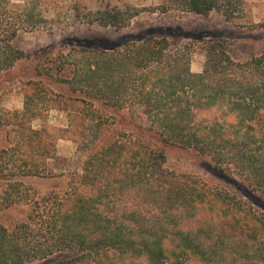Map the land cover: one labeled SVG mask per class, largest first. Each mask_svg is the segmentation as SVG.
I'll return each instance as SVG.
<instances>
[{
  "label": "trees",
  "instance_id": "obj_1",
  "mask_svg": "<svg viewBox=\"0 0 264 264\" xmlns=\"http://www.w3.org/2000/svg\"><path fill=\"white\" fill-rule=\"evenodd\" d=\"M40 2L0 1V75L24 58L13 40L44 23ZM244 8L245 0L163 5L164 12L222 10L228 21ZM200 49L199 73L189 49L158 36L37 62L23 84L24 108L0 121L17 136L0 151V180L38 176L60 140L74 142L85 161L43 215L36 207L12 231L0 222V264H264L263 217L165 168L162 146L193 150L264 196V54L235 61L216 40ZM52 110L66 114V126L48 125ZM13 186L3 187L5 202Z\"/></svg>",
  "mask_w": 264,
  "mask_h": 264
},
{
  "label": "rangeland",
  "instance_id": "obj_2",
  "mask_svg": "<svg viewBox=\"0 0 264 264\" xmlns=\"http://www.w3.org/2000/svg\"><path fill=\"white\" fill-rule=\"evenodd\" d=\"M8 1L23 6L27 0ZM163 5L164 0H41L39 10L44 23L33 31H22L13 40L12 45L24 52V58L0 75V121L5 119V111H22L23 84L33 79L35 65L45 55L123 47L149 36L167 37L172 49L192 52V71L199 73L205 61L200 47L210 40L221 42L235 61L264 54V0H245L244 16L234 21H228L222 10L203 15L180 10L164 12ZM67 123L64 112H50L49 126L64 127ZM32 125L41 129L43 122L36 120ZM16 138L14 127L0 123V151ZM161 148L167 170L190 175L208 188L225 192L264 218V196L245 184L234 170L218 169L209 157L193 150L171 145ZM57 152V158L49 161L38 176L17 175L11 184L0 180V222L8 230L26 222L36 207L43 215L49 197L63 196L82 174L85 154L74 142L59 141ZM6 185H14L9 202L1 198Z\"/></svg>",
  "mask_w": 264,
  "mask_h": 264
},
{
  "label": "crops",
  "instance_id": "obj_3",
  "mask_svg": "<svg viewBox=\"0 0 264 264\" xmlns=\"http://www.w3.org/2000/svg\"><path fill=\"white\" fill-rule=\"evenodd\" d=\"M60 141H62V140H60Z\"/></svg>",
  "mask_w": 264,
  "mask_h": 264
}]
</instances>
